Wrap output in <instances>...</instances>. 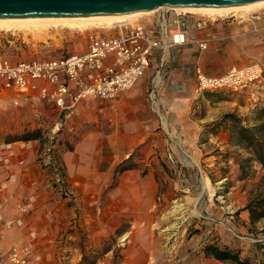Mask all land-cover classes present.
Masks as SVG:
<instances>
[{"label":"crops","instance_id":"crops-1","mask_svg":"<svg viewBox=\"0 0 264 264\" xmlns=\"http://www.w3.org/2000/svg\"><path fill=\"white\" fill-rule=\"evenodd\" d=\"M225 27L224 22H218L217 29L210 33L214 40L209 49L200 54L193 40L201 32L188 22L186 44L171 45L164 59L161 51L155 52L145 76L121 95L114 109L85 101L63 119L62 143L56 154L64 173L63 183L38 163V141L14 142L11 150H0V222L16 224L14 232L2 230L0 252L21 245L26 236L36 241L34 249L40 253L34 258L38 263L80 264L85 250L128 222L130 227L119 239L126 240L121 253L124 257L115 258L111 248L97 264H153L154 234L146 223L157 201H166L159 193L164 186L160 176L166 175L169 164L175 173L181 171L177 163L181 162L182 149L174 142L172 131L180 133L181 140L189 143V151L202 162L212 158L219 140L216 137L198 144L201 130L211 119L194 116L204 97L198 91L197 65L228 66L235 59L250 64L264 58V32L251 29L232 39L237 48L233 55L219 56L217 39L224 36ZM151 91L157 95V107L151 103ZM37 173L42 178L36 186L33 182ZM181 187L178 182L172 185ZM20 202L31 204L38 232L29 224L19 223ZM240 216L250 228L264 224V219L252 222L248 210ZM212 225H198L200 231L190 237L186 251L224 244L237 248L241 261L243 255L250 258L258 254L256 248L252 250L233 234L222 230L215 233ZM163 232L166 237L167 231ZM175 246L181 245L176 242ZM200 254L191 264H236L218 261L204 251Z\"/></svg>","mask_w":264,"mask_h":264},{"label":"rangeland","instance_id":"rangeland-1","mask_svg":"<svg viewBox=\"0 0 264 264\" xmlns=\"http://www.w3.org/2000/svg\"><path fill=\"white\" fill-rule=\"evenodd\" d=\"M257 13L259 14L255 16L259 17L258 19L251 17L249 20L244 19L243 23L239 19L234 22L236 35L233 40L245 35L248 29L264 32V9ZM154 14L140 17L130 23L149 25ZM197 15L208 17L202 14ZM94 29L79 31L52 28L34 31L36 33L1 31L0 42L7 55L15 60L57 58L84 52L87 48V34ZM104 29L109 30L112 27ZM232 43L233 49H225L222 56L233 55L237 51L236 45ZM258 60H264V58H258ZM258 60L255 59V61ZM235 64L249 63L235 59L228 66L216 68H228ZM206 93H209V96ZM2 94L5 99L0 104V149L7 144L14 143L13 141L17 139L20 140L16 142H26L23 140L25 135L38 132L40 138L30 141H38L40 145L51 141L56 145L55 154H57L62 143L63 128L55 106L37 97L18 96L11 92ZM203 94L204 97L200 98V103L197 105L199 108L194 116L211 120L206 122L201 130L198 144L209 142V139L216 137H219V140L214 144L215 150L210 155L212 158L202 162L189 151V143L185 142L184 138L181 140L180 133L172 131L174 142L182 149L181 162L177 163V170L181 171L175 173L172 165L169 164L168 167L166 166V175H158L164 184L159 193L164 194L166 201H157V205L150 211L151 220L146 223L149 231L154 234L152 263L174 264L179 261L180 264L181 260L182 264L196 262V259L201 256V251L204 250L202 247L210 244L202 246L200 251L196 249L193 253L190 249L186 251V245L190 237L200 231L198 225L201 227L213 224L215 233H219L220 230L226 231L233 234L237 240L243 239L242 241L250 245L252 250L253 247L256 248L259 255L256 254L250 258H245L243 255L242 259L249 260L250 264H264V253L262 252L264 224L250 228L245 225L243 217L240 216L244 207L252 199L264 195V170L257 162H246L251 158V154L233 145L229 124L221 127L216 133L210 132L207 126L220 121L226 114H235L246 120L245 124L254 125L255 120L261 115L258 111L264 109V80L241 92L222 90ZM262 117L264 118V114ZM227 144L229 145L226 146ZM241 160L245 167L244 173L240 168ZM174 182L186 187V190L183 191V187L181 189L172 188ZM203 221L211 224H204ZM228 221H231L233 225L230 223L227 225ZM129 227L128 222H122L114 234L98 240L97 246L92 243L93 246L85 250L86 253L80 264H97L111 248L114 250L115 258H123L124 255L121 253L126 240L120 241L119 239L126 234L124 232ZM163 231H167L166 237ZM176 242L181 245L179 248L175 246Z\"/></svg>","mask_w":264,"mask_h":264},{"label":"built area","instance_id":"built-area-1","mask_svg":"<svg viewBox=\"0 0 264 264\" xmlns=\"http://www.w3.org/2000/svg\"><path fill=\"white\" fill-rule=\"evenodd\" d=\"M251 17L259 18L255 15ZM236 20L235 17L212 20L172 8L160 9L149 25L122 23L109 30H91L86 37L87 48L84 52L57 58L15 60L7 55L0 42V104L5 99L2 93L37 97L55 106L61 126L63 119H67L85 101L112 110L121 95L130 91L145 76L155 52L161 51L164 59L171 45L182 47L186 44L188 22L201 32L193 40L200 54L209 49L214 40L210 33L217 29L218 22H224V36L217 39L220 41L217 53L222 56L225 49H233ZM239 20L243 23L244 19ZM196 80L199 93L222 90L241 92L264 80V60L246 65L235 64L228 68L198 64ZM150 100L153 106H158L155 91H151ZM11 149L12 144H7L0 150ZM55 150L56 145L46 141L38 146L37 160L42 168L49 169L58 182L63 183L64 173L57 162ZM41 178L37 173L33 183L37 186ZM31 212L30 203L20 202L18 221L31 225V229L38 232ZM3 229L14 232L16 224L0 222V241ZM35 245L34 239L25 236L21 245L9 252H0V264H40L34 258L40 253L34 249Z\"/></svg>","mask_w":264,"mask_h":264},{"label":"water","instance_id":"water-1","mask_svg":"<svg viewBox=\"0 0 264 264\" xmlns=\"http://www.w3.org/2000/svg\"><path fill=\"white\" fill-rule=\"evenodd\" d=\"M264 0H0V20L78 18L170 8L228 7Z\"/></svg>","mask_w":264,"mask_h":264},{"label":"bare ground","instance_id":"bare-ground-1","mask_svg":"<svg viewBox=\"0 0 264 264\" xmlns=\"http://www.w3.org/2000/svg\"><path fill=\"white\" fill-rule=\"evenodd\" d=\"M170 8L162 6L158 9L121 15H105L78 18H40V19H5L0 20L1 31H21L28 33L30 31H41L42 29L68 28L72 30L85 31L93 28H108L122 23L135 22L140 17L156 13L160 9ZM179 12L207 15L212 20L235 17L237 19H246L264 9V2L228 6V7H200V8H183L174 7ZM36 33V32H34ZM162 78V77H161ZM159 82V81H158ZM166 124V121H164Z\"/></svg>","mask_w":264,"mask_h":264},{"label":"trees","instance_id":"trees-1","mask_svg":"<svg viewBox=\"0 0 264 264\" xmlns=\"http://www.w3.org/2000/svg\"><path fill=\"white\" fill-rule=\"evenodd\" d=\"M207 95L209 93H206ZM209 96V95H208ZM261 115L256 119V123L252 126L245 124L246 120L238 117L235 114H226L220 121L207 125L210 132L216 133L221 127L229 124L231 134V142L234 146L247 150L251 154V158L246 162H257L264 170V109L258 111ZM40 138L38 132L25 135L23 140H38ZM20 139L14 140L16 142ZM243 160L240 161V168L242 173L245 172ZM245 164V163H244ZM245 210L250 213L251 221L256 223L264 219V195L252 199ZM205 254L218 261L227 263L232 262L236 264H250L249 260H240V251L231 248L228 245H207L204 250ZM83 264V263H82Z\"/></svg>","mask_w":264,"mask_h":264}]
</instances>
